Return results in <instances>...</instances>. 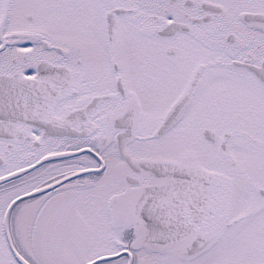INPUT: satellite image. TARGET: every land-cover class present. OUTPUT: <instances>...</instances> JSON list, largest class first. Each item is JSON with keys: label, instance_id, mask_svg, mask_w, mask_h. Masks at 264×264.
Listing matches in <instances>:
<instances>
[{"label": "snow or ice", "instance_id": "snow-or-ice-1", "mask_svg": "<svg viewBox=\"0 0 264 264\" xmlns=\"http://www.w3.org/2000/svg\"><path fill=\"white\" fill-rule=\"evenodd\" d=\"M0 264H264V0H0Z\"/></svg>", "mask_w": 264, "mask_h": 264}]
</instances>
